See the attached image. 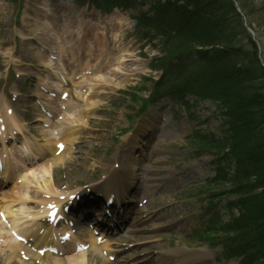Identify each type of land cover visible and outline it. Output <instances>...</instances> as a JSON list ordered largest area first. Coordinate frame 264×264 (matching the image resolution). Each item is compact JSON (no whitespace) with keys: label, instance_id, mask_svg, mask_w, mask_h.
<instances>
[{"label":"rangeland","instance_id":"1","mask_svg":"<svg viewBox=\"0 0 264 264\" xmlns=\"http://www.w3.org/2000/svg\"><path fill=\"white\" fill-rule=\"evenodd\" d=\"M235 1L244 16V20L241 19L242 22L249 29L245 32L251 31L253 36L258 37L256 39L260 41L259 51L261 60L264 62V12L257 8L263 6L264 0ZM79 6L77 7L74 2L69 0H23L22 10L18 15L13 5L5 0H0V106L4 103L10 105L26 121H28L26 114L28 113V122L31 123L32 128L36 125L32 115V101L36 98L34 96L37 93L38 78H42L43 74L45 79H40V82L51 83L53 79H49L46 72L58 66L56 63L51 64L45 70L42 61L34 55L40 46L49 45L48 42L43 43V38L47 33L55 35L56 45L58 48L61 47L63 54L67 56L59 63L64 66V70L71 77L69 70L72 67L80 68L79 70H90L93 64H99L105 56L106 58L108 56L117 58L121 54H126L124 59L127 62L119 69L130 74V76L125 75L124 80L121 83L118 82L117 85H114V76H106L113 84L105 89L106 94L97 97V101H99L97 103L99 105L98 110L92 114H74L71 116L72 124L69 120L62 123V127L66 129L64 133H68V138L70 137L69 132L75 129L73 134L76 136L75 141L78 143L66 158L64 164L61 162L58 165L49 167L53 159L58 160L60 158L50 154L40 161L37 166L34 165L32 170L17 173L19 180L24 181L27 186L31 184V174L34 175L33 178L38 180V185L35 186L32 183V190L34 187L41 189L44 169L48 167L49 169L53 168V186L62 192L68 191V189L71 191L83 184L96 185L95 180L103 175L104 170L108 168V164L111 168V164L118 159L116 157L121 155V150L128 147L122 130L124 129L123 125H125L124 120L126 119L127 123L130 124V119L126 116H124V119L122 115L136 110V104L130 102L128 95L136 90V97H143V95H146V93L142 95L143 85L148 86L144 82V77L156 78L159 75L158 72L155 73L147 69L149 58L158 53L152 47L146 45L145 41L137 34L138 31L134 27L131 18L134 13H121L119 11V13L113 12L109 15H103L92 10L87 4ZM249 35L250 33H245L241 36L247 37ZM34 36L37 37V40L26 41V38H34ZM29 47L32 49L29 50ZM97 75H92L93 79L90 78L89 81L95 82L94 79ZM71 84L73 83L70 82L67 85L68 88H63L68 91L69 98L71 96L76 99L75 92L77 89L72 88ZM116 86L118 88H115ZM12 94L17 95L16 102L11 97ZM87 94L89 95L90 91H87ZM88 95L84 93L80 94V97L86 99ZM90 98L88 97V99ZM50 103L54 105L55 102L50 101ZM154 112L157 115H154V117L159 116L161 118V128L158 130L159 135H157L158 133H152L147 136L148 148L151 149H149V153L147 151L142 152L147 155V158L145 157L146 161L142 163L140 174L145 179L153 180L154 178H161L164 171L169 170V173L164 175L165 181L168 183L166 187L168 189H156L161 185L157 182V186L150 194L151 197L146 209L147 211H154L155 221L161 226L158 234H160L162 241L159 242L158 246L166 248L167 237H171L169 239L171 249H178L183 247H180L178 243L183 244L182 239L186 238L188 224L189 227H195L197 224H204L207 220V216L202 215L201 212L207 205L206 195L199 193V191L203 189L206 179L212 176V168L210 167L212 157L206 151H202L200 153L201 157H198V152L189 148L190 137L195 129L201 135L203 133L220 135L217 129L219 125L213 114H211L213 107L207 102L192 107L189 112L185 110L183 105L178 103L162 102L152 109L149 114L151 115ZM69 125H74L73 129ZM80 126L83 129L86 127V129L82 130ZM161 130L162 132L165 131L163 135L162 133L160 135ZM168 132L170 137L166 138ZM115 135H118V141L121 143L117 146L111 142V138ZM205 139H208V135H205ZM105 152H107L106 155H104ZM160 157H163L162 161L164 163H160ZM104 163L106 167L103 166ZM178 170L186 171L184 176L181 177L183 181L180 179L178 183L171 184L172 171L176 173ZM152 171L157 172L154 178L145 175V173H152ZM96 176L98 177L96 178ZM12 184L9 183V185L4 186L1 194L2 192H17ZM210 192L215 193L216 190ZM165 193H168V195H164ZM141 197L142 193L138 198L141 199ZM173 199L177 201L174 202ZM1 205L0 202V210ZM221 205L222 202L219 201L218 208H221ZM24 208L25 204L22 205L21 201H17L11 210L14 214L16 210ZM170 223L172 225L166 228ZM133 239L134 237H132ZM140 239L142 238H139L138 243L141 241ZM187 246L190 247L188 248L190 250L187 251L195 253L202 250L206 252L203 253L205 256L201 261L189 264H237L234 260L218 263L219 261L216 260L215 256L218 249H210L204 247V245L199 246L193 242H190ZM128 252L129 250L125 253ZM10 258L12 257L9 256L5 245L1 246L0 264H5ZM91 263L93 264L94 260ZM24 264H52V262L47 258L46 260L42 259Z\"/></svg>","mask_w":264,"mask_h":264},{"label":"trees","instance_id":"2","mask_svg":"<svg viewBox=\"0 0 264 264\" xmlns=\"http://www.w3.org/2000/svg\"><path fill=\"white\" fill-rule=\"evenodd\" d=\"M178 1L158 3L154 19L144 20L161 36L166 56L159 62L166 80L172 83L159 84L157 90L159 86L161 90L173 87L174 93L177 87H184L188 93L215 102L218 115L225 119L221 125L223 138L221 143L211 138L208 144L226 151L224 166L219 167L211 183L228 186V192H223L236 196L239 217L233 219L226 232L239 237L238 233L250 231L249 249L256 252L250 257L253 263H264V71L256 46L249 36H241L246 32L230 0H185L183 7L176 5ZM159 10H163V16L158 15ZM206 46L214 50L196 55V59H203V68L196 67V59L179 66L182 53ZM171 59L174 61L169 62ZM206 69L211 76L204 82ZM250 135L262 144L256 145V140L237 143ZM213 235L214 231L209 230L201 239L209 243L215 240ZM224 242L236 241L226 237Z\"/></svg>","mask_w":264,"mask_h":264},{"label":"bare ground","instance_id":"3","mask_svg":"<svg viewBox=\"0 0 264 264\" xmlns=\"http://www.w3.org/2000/svg\"><path fill=\"white\" fill-rule=\"evenodd\" d=\"M184 3H185V0H180V1H178L177 3H176V5L177 6H180V7H183L184 6ZM255 13V12H254ZM200 20V19H199ZM198 22L199 21H196V22H194V23H196V24H198ZM33 37H31V38H28V39H32ZM250 38V37H249ZM256 38H258V37H255V39H253V40H255L256 41ZM50 38H48V40H49ZM251 39V38H250ZM247 49H250L249 47H247ZM210 50H214L212 47H210V46H206L205 47V51L208 53V51H210ZM250 51V50H249ZM260 55L259 57H257L258 58V60H259V62L260 63H262V64H264V62H262V60L260 59L261 58V54H260V51H257V55ZM39 58L43 61V64L44 65H46L47 63H48V67H50V63L49 62H52V61H54V60H52V59H48V58H46V57H43L42 55H39ZM57 59V58H56ZM52 60V61H51ZM196 60H199V62H197L196 64L198 65V66H196V67H198V68H203V59H196ZM187 61V58L185 57V58H182V60L181 61H179V66L182 64V62H186ZM210 61V60H209ZM44 67H46V66H44ZM99 69V71L101 72V71H103V73L104 74H108V73H106V69H105V67H99L98 68ZM205 69H203V70H201V71H204ZM115 71H117V70H115ZM119 72L120 71H117L116 72V74H118V78L120 79V80H122L123 78H122V76L121 75H119ZM206 72H207V75H203V81L204 82H206V81H208L209 80V78L208 77H210L211 75L209 74V71H208V69H206ZM110 74V73H109ZM56 75H58V79L61 77V73H57L56 72ZM84 79V78H83ZM109 82L106 80V79H102V80H100L99 78L98 79H96V81H95V83L93 84V83H89V82H85V80H84V84H83V89L85 88V87H88V89L92 92V95L93 94H102V93H106L105 91H102V90H100V89H104L103 87H104V85H107ZM43 84V83H42ZM99 84V85H98ZM81 86H82V84H80ZM98 85V86H97ZM205 85V84H204ZM97 86V87H96ZM206 86V85H205ZM88 90V91H89ZM93 90H99L98 91V93H96V92H94ZM39 97V99H42V97H44L40 92H37V96H36V98H38ZM89 97V96H88ZM78 99H79V97H77ZM206 101L204 100V98H203V103H205ZM98 103V101L97 100H94V99H91V100H86L85 102L84 101H82V108H78V110L80 111V113H86V112H90V113H92V110H96L97 109V104ZM207 103H209V105L212 107L214 104H215V102H212V101H209V102H207ZM5 109V108H4ZM39 109V108H38ZM73 109V107L70 105V104H68L67 106H61V105H58V106H54V108H53V114L58 118V122L59 121H63L64 120V118L63 117H66L67 118V116L63 113V110H72ZM35 110H36V117L38 118L37 119V122L38 121H41V115L38 113V111H37V109L35 108ZM79 111H77V112H79ZM53 115V116H54ZM60 115H62V118H59L60 117ZM54 116V117H55ZM220 118V119H219ZM219 118H218V121H217V124L218 125H220V122H222V119H223V122L225 121V119L224 118H222L221 116H219ZM11 119L13 120V122H12V125H11V128H13V129H16L17 131L15 132L16 134H18V135H21V136H23L24 134H23V130H22V126H21V124H20V122H19V120L18 119H16V118H14L13 117V115H12V117H11ZM68 119V118H67ZM226 121H227V119H226ZM7 126H8V130H9V123H7L6 124ZM144 126H145V124H144ZM144 126H140V128L138 129V134H134L133 136H132V140H131V142H130V144L132 145L131 146V148L132 149H139V147L141 146H138V144L139 143H141V141H142V138H143V136L145 135L144 133H143V131H142V129L144 128ZM5 128H7V127H0V131H3ZM37 129H38V131H40V135L42 136V137H44V142L43 143H39V140H37V139H34L33 138V136L31 137V136H29V137H31L32 139H31V141H34L35 143H37L36 144V147H37V149H39V152L40 151H45V152H47L48 151V149H50V144H49V140H50V138L46 135V133L45 132H43L41 129H39L38 127H36ZM153 128H155V127H153ZM151 126H149V128L147 129H144V130H151V129H153ZM10 134H8V138H10V139H15V137H14V135H15V133H12V131H10L9 132ZM228 134V133H227ZM2 135H4L5 136V134H2ZM27 136L28 135H26V136H23V138H24V143H26V144H24V145H22V146H20V147H18L19 149H16V151L19 153V155H21V156H23V157H27L30 153H31V150H32V145L30 144V141L28 140V138H27ZM251 136V135H250ZM46 137V138H45ZM4 137L3 136H1V139H3ZM222 138H223V133H221L220 135H218V138H217V142H219V143H221L222 142ZM235 139H233V141H234ZM255 141L256 140V142H257V144L256 145H261L262 143H261V141H259V140H257V138L256 137H253V136H251V137H245L243 140H240V141H238L237 143H241V144H245V143H251L252 141ZM223 143H227V142H223ZM67 152V151H66ZM14 155V154H13ZM15 157V156H14ZM1 159H3V157H1ZM64 159H61V161H63ZM135 160H136V157H135V155H130V157L128 158V167L129 168H131V167H133V165H134V163H135ZM2 161V163H3V160H1ZM60 162V161H59ZM8 163V162H7ZM58 162H56V163H53L52 165H56ZM23 165V164H22ZM30 170V169H29ZM4 173V172H3ZM2 173V174H3ZM110 174H113L112 172H110ZM5 179H7V180H12V178H11V176L10 175H4L3 176ZM42 178H43V180H42V183H41V187L44 189V190H48V191H50V192H55V190H54V188H53V183H52V172L50 171V169H46L45 171H44V173H43V176H42ZM114 179H116V176H114L113 178H111V180H114ZM125 187H124V192L126 193L131 187H132V185H133V180L131 181V175L129 174L128 176H126V178H125ZM131 181V182H130ZM32 182L34 183V184H38V180L37 179H35V178H32ZM6 183V182H5ZM2 185V184H1ZM26 185V184H25ZM25 185H22V186H20V185H17V191H22L24 188H25ZM21 188V189H20ZM0 189H1V186H0ZM40 191V190H39ZM123 192V191H122ZM45 194H48V193H45ZM3 195H5V194H3ZM28 197H26V198H21V195L18 193L16 196H15V194L13 193V194H7V197H10V198H7L6 200H5V202L7 203V204H5V206H3L5 209H7V210H5L4 212H5V214L8 216V218H10L11 220H12V224L14 225V228H17L19 231H22V232H28L32 227H30V228H27V226H28V224L26 225V226H24L26 223H30V222H32V221H34V220H39L40 218L38 217V214H39V211L37 212V210H38V206L40 205V204H42L43 205V200H41V197H40V195L42 196V193L41 192H38L37 190H30V192H28ZM3 197H6V196H3ZM17 201H21L23 204L24 203H26V204H28V207H27V211H25L27 214H25V215H21V216H19V214H18V216H17V214H15V215H12L11 214V212L9 211V209L11 208V206H13V205H15L14 203L15 202H17ZM38 201H40V203L38 202ZM35 213V214H34ZM38 213V214H37ZM34 214V215H33ZM31 215V216H30ZM22 219H25V220H22ZM34 225H36V223L34 224ZM0 227H1V225H0ZM27 229H26V228ZM32 231V230H31ZM24 232V233H25ZM248 232H250V231H248ZM248 232H246V233H248ZM255 233H257V232H255ZM26 234V233H25ZM6 235H8V234H5V235H3V236H5V238H8L9 236H6ZM24 237H30V236H27V234L26 235H24ZM255 237H256V235H255ZM49 239L50 238H48V236H46V234L45 235H41V236H38V238H37V240H40L41 242H42V245H47V243H48V241H49ZM97 240H99V238H96ZM11 240H9V241H7V243L8 244H10V248H9V250H11V251H15L18 247H20V245L19 244H17L16 242H10ZM53 242V241H52ZM102 249H103V247L102 248H99V249H96L95 247H94V250H95V252H97V253H99V254H103V252H102ZM203 253H206L205 251H196L195 253L194 252H191V255L193 254H197L196 255V258H201V256H202V254ZM109 254V253H108ZM110 255V254H109ZM198 255H200V256H198ZM187 256H189V253L188 254H185V253H183V250H181V251H175V252H173V253H171V254H169L167 257L169 258V259H174V262L175 263H179V262H181V261H185L184 259H186L187 258ZM205 255L203 254V257H204ZM83 257V256H82ZM193 257H195V256H193ZM195 258V259H196ZM198 260V259H197ZM17 262H13L11 259L10 260H7V264H21L18 260H16ZM66 261L67 262H69V264L70 263H72V264H86V261L83 259L82 260V262H79V260L77 259V257L76 256H71V257H68V258H66ZM57 264H62V262H61V260H59L58 262H57ZM95 264V263H94ZM106 264H110V263H106ZM116 264H117V262H116Z\"/></svg>","mask_w":264,"mask_h":264}]
</instances>
